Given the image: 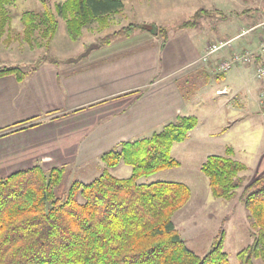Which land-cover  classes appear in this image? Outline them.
Returning <instances> with one entry per match:
<instances>
[{"label": "trees", "instance_id": "16d2710c", "mask_svg": "<svg viewBox=\"0 0 264 264\" xmlns=\"http://www.w3.org/2000/svg\"><path fill=\"white\" fill-rule=\"evenodd\" d=\"M16 0H0V42L22 39L31 46L49 42L57 32V14L65 19L69 36L82 37L94 22L107 26L109 17L122 11L123 0H61L56 12L45 3L41 10L22 14L23 30L12 33L11 9ZM205 12L199 9L197 15ZM186 21L179 28H193ZM152 25L129 23L101 37L103 45L151 30ZM167 38V27H156ZM7 35V37H3ZM14 35V36H13ZM44 39L45 41H39ZM27 70L19 65L0 67V77L23 80ZM196 115H178L148 136L123 142L105 151L103 172L90 182L63 181L66 166L45 170L36 164L0 175V264H230L223 241L204 255L190 249L177 230L173 215L191 197L180 181L138 180L160 170L177 167L172 146L183 142L198 125ZM121 161L132 174L119 177L109 168ZM248 165L233 155L210 154L201 165L214 196L230 200L244 186ZM254 241L238 252L240 264H264V174L243 187Z\"/></svg>", "mask_w": 264, "mask_h": 264}, {"label": "crops", "instance_id": "0c3cea01", "mask_svg": "<svg viewBox=\"0 0 264 264\" xmlns=\"http://www.w3.org/2000/svg\"><path fill=\"white\" fill-rule=\"evenodd\" d=\"M186 28L178 27L180 32L173 36L168 29L162 42L157 33L137 30L110 45L90 47L69 62L42 61L23 80L0 77V172L36 164L45 170L94 165L103 171L105 151L148 136L178 115H196L189 104L200 99L198 90L185 95L181 78L195 71L212 75L209 66L200 62L207 46L199 42L204 40ZM249 33L229 38L236 40H231L233 48L258 49L259 40L256 44L254 33ZM184 65L194 67L176 75ZM232 71L228 76L229 71L215 75L227 79L215 88V95L221 107L238 118L237 105L251 104L256 86L259 94L262 83L255 78V64ZM248 72L255 84L245 80ZM258 109L264 115V104ZM247 111L254 113V107Z\"/></svg>", "mask_w": 264, "mask_h": 264}, {"label": "rangeland", "instance_id": "374dc122", "mask_svg": "<svg viewBox=\"0 0 264 264\" xmlns=\"http://www.w3.org/2000/svg\"><path fill=\"white\" fill-rule=\"evenodd\" d=\"M59 1L61 0H16L11 9L14 30L12 33L15 35L16 32L23 30L21 16L24 12L41 10L45 7V3L55 11V5ZM123 3L122 11L112 14L107 26L94 22L84 28L82 37L76 40L69 36L65 19L57 14L58 29L49 42L40 46L38 44L31 46L22 39H13L9 43L0 42V67L19 65L29 70L45 60L56 63L69 62L70 59L78 58L83 52L85 53L90 47L103 45L101 37L127 23L167 27L170 30L169 35L173 36L180 32V30L176 31L178 29L176 25L186 21H198L195 29L183 30L194 32L199 40H204L199 43L206 45V50L214 42L229 41L230 44L223 46L213 56L212 61L206 64L209 66L211 78L196 71L181 78V87L185 95L192 96L198 90L200 99L189 104L190 111L198 117V125L185 141L176 142L172 146V155L180 165L143 176L138 181L150 183L165 180L186 183L191 189V197L173 215V221L187 246L204 255L214 244L223 241V250L228 254L230 264H240L238 252L254 241L249 209L242 197L243 187L264 174V115L258 109L263 104L260 102L256 86L254 96L250 98L251 104L246 102L237 105L239 117L235 118L237 115L222 108L219 97L215 95V88L223 86L227 79L216 78L215 75L219 73L214 71L213 66L217 60L229 57L233 50H239L233 48L231 43V40L236 41L233 40L236 36L248 32L254 33V41L257 44L259 40L258 49L260 48L264 35L261 34V37L259 33L264 30V24L256 28L254 26L264 23V0H123ZM199 9H205V12L197 15ZM157 31L156 29L159 42H162L165 39L163 31L159 33ZM150 35L155 36V33L151 32ZM39 41L45 40L39 39ZM258 49L251 51L256 53ZM240 65L245 64H236L230 69L231 71L228 70L227 76L233 72L232 69ZM160 67L158 77L162 73L161 64ZM192 67L194 66L179 67L176 75H183ZM245 80L256 83L252 72H248ZM202 86L205 89H201ZM246 104L254 107V113L246 114L250 109V106L246 108ZM228 148L233 150L236 158L249 167L244 172L246 175L244 186L239 188L237 195L230 200L214 196L208 177L201 171V165L208 155L225 154ZM109 170L119 177H128L132 174L131 165L124 161ZM102 172L95 169L94 165L90 168L66 166L64 187L68 188L74 180L90 182ZM11 173L13 172H0V175L7 176ZM254 263L263 264L260 259H254Z\"/></svg>", "mask_w": 264, "mask_h": 264}, {"label": "built area", "instance_id": "2783aa9c", "mask_svg": "<svg viewBox=\"0 0 264 264\" xmlns=\"http://www.w3.org/2000/svg\"><path fill=\"white\" fill-rule=\"evenodd\" d=\"M230 44L229 41H222L219 43H212L209 45L207 50L200 57V61L208 64L212 61L213 56L221 49L223 46ZM246 64L251 65L255 64V78L262 83L260 89V102L264 104V39L261 41L260 48L256 53L251 50H233L232 54L229 57L217 60L214 63V71L216 73H224L236 64Z\"/></svg>", "mask_w": 264, "mask_h": 264}, {"label": "water", "instance_id": "95a60500", "mask_svg": "<svg viewBox=\"0 0 264 264\" xmlns=\"http://www.w3.org/2000/svg\"><path fill=\"white\" fill-rule=\"evenodd\" d=\"M152 27H153V28H152L150 31L156 33V26L154 25V26H152Z\"/></svg>", "mask_w": 264, "mask_h": 264}]
</instances>
